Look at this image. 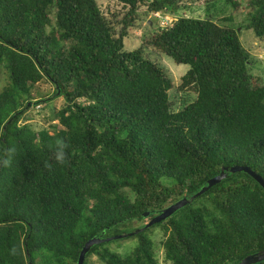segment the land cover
Listing matches in <instances>:
<instances>
[{
    "label": "trees",
    "instance_id": "16d2710c",
    "mask_svg": "<svg viewBox=\"0 0 264 264\" xmlns=\"http://www.w3.org/2000/svg\"><path fill=\"white\" fill-rule=\"evenodd\" d=\"M185 1L116 0L124 13L107 17L97 0H0V264H77L90 238L143 227L223 167L264 178V84L240 39L246 29L264 40V0H224L234 11L245 2L238 26L179 16L147 24L140 46L124 47L143 15L172 16ZM150 48L190 66L181 88L197 96L183 108L173 107L171 78ZM42 81L54 91L38 97ZM41 102L52 120L37 128L27 111ZM227 173L134 235L130 253L99 243L84 264L92 255L160 264L148 235L156 226L171 264H239L264 249V189Z\"/></svg>",
    "mask_w": 264,
    "mask_h": 264
},
{
    "label": "rangeland",
    "instance_id": "374dc122",
    "mask_svg": "<svg viewBox=\"0 0 264 264\" xmlns=\"http://www.w3.org/2000/svg\"><path fill=\"white\" fill-rule=\"evenodd\" d=\"M98 4L101 6L102 11L107 17H110L109 12L111 11H121L124 13L123 7L116 2V0H97ZM188 7H182L176 14L163 15V14H149L143 15V22L140 21L139 27L131 29L128 36L124 39V47L126 50H133L140 46L143 40V36L148 33L151 27H148L147 24L153 25L152 29H156L157 26H166L171 23L173 20L179 16L195 17V18H206L211 17L220 24H231L238 26V23L242 21V15L245 13V2L241 9L234 11L232 6L226 3L224 0H193L185 1ZM144 7L141 9L144 14ZM153 19V22L151 21ZM230 19V20H229ZM154 23V24H153ZM119 27L117 28V30ZM241 29V28H239ZM240 39L243 45L250 50L251 52V73L257 78V80L264 84V40L258 39L253 30H241ZM146 56L149 57L154 62L158 63L160 66L164 67L168 72L172 87L169 90L170 100L173 103L175 109H181L188 103L192 102L196 96L197 92L193 87H184L181 88L182 76L190 68L188 64H177L174 60L166 55H160L155 52L152 48L146 50ZM3 84V80L0 79V87ZM43 91L38 97L44 95H50L53 93L54 87L51 83L42 81L37 89ZM62 97H57L56 102L58 105L62 102ZM33 101H37L34 99ZM35 105V107L33 106ZM31 107L27 111V115H32L34 118L31 123L37 127H48L51 123L52 114L50 109L45 107L44 102L40 104H31ZM57 122V120L55 121ZM147 222V219L139 224H144ZM138 224V223H136ZM155 225V224H154ZM149 237L154 243V249L156 253V259L160 264H171L169 260L165 257V251L163 246V241L165 235L163 229L159 226H156L150 230L148 233ZM106 246L111 250L117 251L122 255H126L134 249L137 245V238L133 236L114 239L108 242H105ZM88 264H104L96 255H92L88 261Z\"/></svg>",
    "mask_w": 264,
    "mask_h": 264
},
{
    "label": "water",
    "instance_id": "95a60500",
    "mask_svg": "<svg viewBox=\"0 0 264 264\" xmlns=\"http://www.w3.org/2000/svg\"><path fill=\"white\" fill-rule=\"evenodd\" d=\"M227 171H229L231 173L243 171V172L249 174L251 177H253L264 189V178L260 174H258L255 170H253L251 167L245 166V165H234L231 168L223 167L221 172L218 175L207 180L206 184L204 186H202V188L199 191H197L196 193L191 195L189 198L184 197V198L168 205L167 207H164L161 210L155 212V215L143 227H139V228L135 229L134 231L118 233V234H114V235H110V236H104L105 232H102L100 236L90 238L84 244V246L80 252L77 264H84V260L86 258L87 253L96 244L105 243V242H108V241H111L114 239H121V238L136 235V234L142 232L143 230H145L146 228L166 220L167 218L172 216L176 211L183 208L184 206H186L187 204H189L190 202H192L193 200H195L199 196L203 195L211 187H213L216 184L223 181L228 176ZM150 214H151V212L148 211V212L144 213V216L148 217ZM262 261H264V249L247 255L246 257H244L239 262V264H257V263H260Z\"/></svg>",
    "mask_w": 264,
    "mask_h": 264
},
{
    "label": "flooded vegetation",
    "instance_id": "af4514ba",
    "mask_svg": "<svg viewBox=\"0 0 264 264\" xmlns=\"http://www.w3.org/2000/svg\"><path fill=\"white\" fill-rule=\"evenodd\" d=\"M148 220H150V219H148Z\"/></svg>",
    "mask_w": 264,
    "mask_h": 264
}]
</instances>
